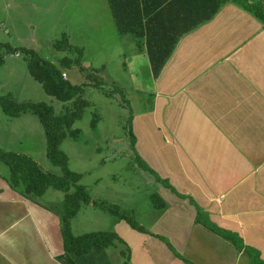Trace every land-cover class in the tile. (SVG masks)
I'll return each instance as SVG.
<instances>
[{
  "label": "crops",
  "instance_id": "0c3cea01",
  "mask_svg": "<svg viewBox=\"0 0 264 264\" xmlns=\"http://www.w3.org/2000/svg\"><path fill=\"white\" fill-rule=\"evenodd\" d=\"M192 3L170 7L157 29L183 30ZM88 16L86 8L81 22ZM134 38L152 74L151 99L133 114L134 148L127 140L159 185L151 195L159 211L148 226L139 221L143 231L115 216L109 228L90 231H115L122 244L65 253L64 206L61 214L33 202L0 175V264H251L252 250L238 251L197 222L199 209L264 261V24L226 2L179 38L157 78L146 36Z\"/></svg>",
  "mask_w": 264,
  "mask_h": 264
},
{
  "label": "rangeland",
  "instance_id": "374dc122",
  "mask_svg": "<svg viewBox=\"0 0 264 264\" xmlns=\"http://www.w3.org/2000/svg\"><path fill=\"white\" fill-rule=\"evenodd\" d=\"M109 6L108 0H0V98L44 102L58 115L71 107L47 94L32 77L21 47L36 51L67 73L65 79L81 85L80 96L88 105L73 126L79 136L68 133L60 146L68 168L82 175L80 184L92 201L117 205L148 226L159 211L151 199L159 185L146 177L149 170L127 137L131 116L150 102L152 74L139 40L112 28ZM86 8L89 16L81 22ZM66 58L73 64H61ZM0 149L27 155L44 172L62 174L48 158L45 130L33 111L11 117L0 104ZM0 175L10 178L9 166L1 160ZM64 196L49 188L38 201L62 214ZM113 217L97 206L83 205L72 221L73 233L107 229Z\"/></svg>",
  "mask_w": 264,
  "mask_h": 264
},
{
  "label": "trees",
  "instance_id": "16d2710c",
  "mask_svg": "<svg viewBox=\"0 0 264 264\" xmlns=\"http://www.w3.org/2000/svg\"><path fill=\"white\" fill-rule=\"evenodd\" d=\"M185 1L108 0L120 34L132 35L139 39L146 36L148 56L155 78L160 75L179 38L201 24L210 21L226 3V0H193L191 4L194 5V10L191 11L193 19L190 23L184 24L183 30L177 33L170 29L158 30L155 20L173 5L178 2L185 3ZM233 1L264 24L263 0ZM144 18L147 19L146 22H144ZM168 32L171 34H167ZM57 47L60 46L57 44ZM65 47H71L69 42ZM20 51L27 57L32 77L42 85L46 93L62 102L71 103V107H68L65 113L58 115L52 106L44 102L17 103L11 100L10 96L0 98V104L8 116L18 117L27 111H33L38 115L45 130L48 158L62 170L60 175L44 172L39 164L27 155L0 149V160L7 164L10 169V178L6 179L7 182L13 190L36 203H39L38 198L45 194L49 188H54L65 194L64 213L61 217L65 253L81 254L90 246L109 247L124 243L115 231L89 232L80 236L73 235L72 220L77 216L83 205L90 203L119 218V220H125L134 229L143 231V227L131 214L121 212L119 206L92 201L86 187L80 184L82 175L68 168V157L60 149V146L68 133L75 138L79 136V130H73V126L76 121L81 119L83 111L88 105L80 96L82 86L74 85L65 79L63 72L56 64L42 58L36 51L29 48H21ZM62 63L64 65L73 64L72 60L67 58L61 61ZM98 86L101 87L100 84ZM132 118L133 116H131V121ZM128 135L134 148L136 139L132 125L128 128ZM154 201L158 204L157 199ZM160 204H162L163 209L166 207V204L161 200ZM204 216V211L199 209L197 222L231 242L238 251L251 252L252 250L253 254H250L251 264H264V261L260 259L259 251L251 249L243 243L238 245L237 241L231 237L233 233L217 227L209 219L203 220Z\"/></svg>",
  "mask_w": 264,
  "mask_h": 264
},
{
  "label": "built area",
  "instance_id": "2783aa9c",
  "mask_svg": "<svg viewBox=\"0 0 264 264\" xmlns=\"http://www.w3.org/2000/svg\"><path fill=\"white\" fill-rule=\"evenodd\" d=\"M66 77V76H65Z\"/></svg>",
  "mask_w": 264,
  "mask_h": 264
}]
</instances>
